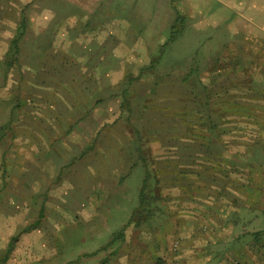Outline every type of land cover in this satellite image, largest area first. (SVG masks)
Segmentation results:
<instances>
[{"label":"crops","instance_id":"0c3cea01","mask_svg":"<svg viewBox=\"0 0 264 264\" xmlns=\"http://www.w3.org/2000/svg\"><path fill=\"white\" fill-rule=\"evenodd\" d=\"M219 1L222 3L223 10L248 12L247 20L254 21L253 26L262 29L261 32L264 33V0H246V2L235 0L237 3L234 5L238 4V9L232 8V0ZM67 2L74 3L80 8L78 10L80 17L72 15V18L87 21V18L85 19L82 15L87 12L88 8L83 7L85 5L83 0H67ZM93 2L103 4V0H96V2L93 0ZM9 6L11 7L9 8ZM164 8L161 6L159 10L166 11ZM117 9L119 10V6ZM28 10L26 2L22 7H17V0H9V2L0 0L1 44H10L16 37H26V29L35 30V18H33L34 22H28L26 15ZM30 10L35 12V7ZM175 11L177 10L175 9ZM8 12L11 14L8 15ZM49 12L51 15L48 20L53 16V12ZM177 17L182 18L184 22V17L178 13L173 16L172 21L174 22ZM120 24L119 20L111 16L99 26L101 29L97 32L98 34L102 31L104 37L111 35L112 45L120 44V37L125 39L128 44L123 56L119 55L114 47L107 53L104 60L111 61L113 66L116 65V59L121 62L125 56L129 60H135L137 54L133 46L140 42L135 36V26L133 27L134 31L129 24L128 27L122 26L123 33H120ZM249 25L251 26L250 23ZM84 26L86 24H83L82 27ZM66 27L61 31L62 42L66 41L73 33L69 25ZM114 30L117 40L113 38ZM181 33L175 40L183 36ZM97 34L92 37L93 41L87 43L86 49L83 50H73L75 47L70 45L71 40L65 43L67 45L64 46L65 49L73 50L70 54H74V57L70 55L69 57L91 61L95 56L97 65L95 64L96 70L90 73L84 71L82 73L77 67L67 69L66 84L59 83L62 86H58L61 89L57 88V92L61 93L62 90L69 87L71 89L76 87L70 79L72 75L84 78L81 82L82 84L86 82L85 86L90 81V78L87 79L89 76L96 77L100 84L110 83L111 77L119 75V69L116 72V69L109 63L107 67L104 66L103 58L94 54L95 52L99 53L98 47L102 48L105 44L104 37L101 39V36ZM262 36L264 38V34ZM129 44L132 47H129ZM260 44L262 48L257 47L254 53L247 52L242 58L246 65L237 73H233L231 65L227 62L224 63L222 72L223 67L214 71L215 77H218L220 72L223 73V77H228L229 80L233 74L246 77L252 74L251 77L254 80L253 85L248 84V80L242 79L243 82L234 89L230 88L231 83H228V89L222 91L223 93L238 92V96L234 97V100L230 95L227 96L228 98L222 99L223 113L215 116L216 118L224 116L225 119L222 121L230 125L227 131L216 133L218 134L216 138L219 148L218 146L210 147V144H202L199 140L197 146L192 147V150L187 149L184 152V148L180 147V149L176 148L174 152L164 151L162 153L156 151V146L151 149L153 143L150 138L142 145L140 140L142 141L144 138L141 135L138 138L134 134L128 143L127 154L134 157L139 155L140 160L141 157L144 158L148 155V160L146 161L144 158V161L141 160L139 165L144 170L146 164L154 161L150 170L156 176L151 182L146 180L144 172L138 182L128 180L137 165L135 160L130 164H124V161L119 158L125 147L118 142V139L114 141V138L104 137L106 134L100 139L101 133L96 132L93 137L91 136V143H88V131H90L88 125L100 122L89 115V110L94 105H102L103 99H94L93 96L85 95L83 99L80 98L74 104L67 103L59 105L61 107H54V111L51 113L48 112L44 115L32 113L30 130L22 129L18 133L23 139L35 141V143L28 144L33 150L35 149V156L60 154V149H62L66 150L64 151L65 155H80L78 156L80 161L78 160V163L73 164L71 168H69L71 160L67 162L68 173L63 176V183L65 182L66 185L63 191V189L58 190L59 186H57L58 189L54 187L55 184L46 185V170L42 166L40 158L35 159V170H28L35 171V176L30 175L32 184L26 183L28 185L21 186L34 187L35 183V223L22 231L15 240L20 244V250L22 252L35 251V264H264V39L260 40ZM89 48H94L95 52H89ZM64 52L66 55V51ZM249 69L251 70L248 72ZM28 70L29 75L34 78L35 70ZM141 71L142 69L139 70V76L142 75ZM122 74L125 73L122 72ZM28 79L31 80L29 77ZM32 82H28V87L32 86ZM180 86L179 91L184 90L185 85L182 83ZM210 86L212 87L214 84H210ZM87 88L84 89V92L88 91ZM217 88L220 91V87ZM215 89L209 88L208 91L216 92ZM253 93H255L253 107L257 109L254 114L249 113V106L252 105L249 94ZM55 99L58 102L65 100L59 99L58 96ZM89 101L92 103H88ZM233 107L234 110H232ZM81 109L83 110L81 111ZM182 120L187 122L189 119L187 117L181 119L179 116L176 122L184 124ZM20 123L25 122L22 119ZM233 125H239L238 130L230 131ZM61 133L65 134L63 139L60 138ZM176 138L177 141L183 139V137ZM194 138L193 136L192 140ZM64 139L65 141H63ZM214 139L212 138V140ZM105 140H109L110 144ZM233 140H236L237 144H233ZM178 144L180 145V143ZM144 145L150 148L146 153L142 149ZM173 153L178 159H173ZM234 154L238 158L235 161L239 163L238 178H234L235 175L232 176L231 158ZM60 155L64 156L62 152ZM190 155L192 158L188 162L185 157ZM182 157L184 158L182 159ZM174 165L179 166L175 167ZM185 166L190 167L187 170L182 169ZM217 168H220L223 173L216 174ZM145 171L147 172V170ZM189 171L191 174L184 175ZM81 172L86 175L83 177ZM125 172L126 174L123 175L122 173ZM169 172L172 174L166 175ZM163 174L165 178L162 176ZM76 176H80L81 180L77 182ZM123 176L124 179H122ZM145 187L150 188L148 189L150 198L144 200L142 189ZM154 188L157 189L155 193L153 192ZM25 189L23 188V190ZM22 196L19 197L22 200L18 199L17 202H26L27 197L22 198ZM121 198L127 200L129 205L123 210L127 213V217L119 224L121 230L82 231L80 232L81 244L76 250L78 253H74L72 250L74 244L72 243H77L78 233L57 231L60 229L59 225L63 224V221L77 218V216L87 223L94 218L99 219L100 215L103 216L107 211L114 214L111 212L113 206L109 211L107 205L116 202L118 205L115 208L120 209ZM141 200H143L142 203ZM141 204H143L142 211L139 209ZM31 212L34 213V208ZM134 213L138 217L142 215V219L131 223ZM111 216L109 218L113 219L115 214L113 217ZM50 220L53 221V226H49L43 231L41 228ZM105 220H108L106 215ZM4 235L7 237V233L0 231V264H5L4 261H7L8 255L15 247L7 241V238L3 239ZM105 236V242L102 243L101 237ZM90 237H94L100 242L92 244L94 239ZM175 243H177V248L174 250Z\"/></svg>","mask_w":264,"mask_h":264},{"label":"rangeland","instance_id":"374dc122","mask_svg":"<svg viewBox=\"0 0 264 264\" xmlns=\"http://www.w3.org/2000/svg\"><path fill=\"white\" fill-rule=\"evenodd\" d=\"M94 1L96 2V0ZM243 1L246 2V0ZM24 2L29 7V10L26 11L28 22H34L33 18H35V30L26 29V37H16L10 44L0 43V82L2 81L0 84V87L2 85L0 88V231L7 233V237L4 235L3 239L7 238V241L13 247L15 246L8 255L7 261H4L5 264H35V251L22 252L20 244L15 241L22 231L35 223V183L34 187H21L32 184L30 175L35 176V171L28 170H35V159L40 158L42 166L46 170V185L55 184L54 187L59 186L60 189L58 187L57 189H63V191L66 186L65 182L63 183V176L68 173L67 162L71 160V165H69L71 168L73 164L78 163V160L80 161L78 157L80 155H65L64 151L66 150L59 147L64 156L60 155L61 152L43 157L35 156V149L33 150L28 145L35 141L23 139L18 133L22 129L30 130L32 113L36 112L40 115L51 113L54 111V107H61L59 105L67 103L74 104L80 98L83 99L85 95L93 96L94 99H103L102 105H94L89 110V115L100 122L88 125V130H90L88 131V143H91L93 134L96 132L101 133L100 139L105 134L104 137L114 138V141L118 139V142L125 147L119 158L124 161V164H130L135 160L137 165L128 180L138 182L144 172L146 180L151 182L156 176L150 170L154 161L151 163L148 161L149 164L145 165L146 172L139 165L141 160L144 161V158L146 161L148 160V155L144 158L141 157L140 160L139 155L134 157L127 154L128 143L134 134L138 138L140 135L144 138L142 141L140 140L142 145L150 138L153 143L151 149L156 146V151L162 153L164 151L174 152L176 148L180 149V147L184 148V152L187 149L192 150V147L197 146L199 140L202 144H210V147L218 146L219 148L216 138L218 134L216 133L227 131L230 125L222 121L225 119L224 116H220L221 118L215 116L223 113L222 99H226L230 95L234 100V97L238 96V92L223 93L222 91L228 89V83H231L230 88H238L243 82L242 79L248 80V84L254 85L252 74L248 77L233 74L230 80L228 77H223V73H221L224 69L223 65L227 62L231 65L233 73H237L246 65L242 58L247 52L254 53L257 47L262 48L260 40L264 39L262 29L254 27V21L247 20L248 12L223 10L219 0H103L102 5L95 4L93 0H83L86 5L83 7L88 8L87 12L82 15L85 19L87 18V21L72 18V15L80 17V11L78 12L80 8L74 3H68L67 0H17V7H22ZM236 3L237 1L232 0V8L238 9V4L234 5ZM161 6H164L166 11L161 12L159 10ZM32 7H35V12L30 10ZM49 11L53 12L50 20H48L51 15ZM176 13L185 19L183 25L180 21L174 26L176 30H180L182 27L183 36L170 43L171 25L174 24L172 19ZM10 14L11 12H8V15ZM14 14L17 15L16 12ZM111 16L120 21V33H123L122 26L128 27L129 24L133 31L135 26V36L140 41L133 46L137 54L135 60H129L125 56L121 62L116 59L114 66L111 61L104 60L113 47L122 56L128 47L122 37H120V44L112 45L111 35L104 37L102 31L97 34L101 29L99 26ZM171 22L172 24H170ZM83 24L86 26L82 27ZM68 25L73 31L72 36L62 42L61 31ZM95 34L101 36V39L104 37L105 44L102 48L98 47L99 53H96L94 48H89L88 51L95 52V55L98 54L103 58L104 66L107 67L109 63L116 69V72L119 69V75L111 77L110 83L100 84L96 77L89 76L87 79L90 78V81L87 86H85L86 82L83 84L81 82L84 78L72 75L70 79L76 87L72 89L69 87L70 91L66 89L61 93L57 92L56 89L60 88L58 86L66 84L67 69L77 67L82 73L83 71L90 73L96 70L95 56L91 61L69 57V55L74 57V54H70L73 50L86 49V44L92 40ZM113 38L117 40L115 30ZM70 40V45L75 47L73 50L65 49L67 46L65 43ZM59 42L62 43L59 44ZM116 46L118 47L116 48ZM129 47L132 46L129 44ZM64 51H66V55ZM98 68H100L99 65ZM219 68L222 70L219 76L215 77L214 71H218ZM28 69L35 70L34 78L29 75ZM140 69H142V75L139 76ZM91 79L93 80L91 81ZM29 81L30 83L33 81V84L28 87ZM182 83L185 85L184 90L179 91ZM210 84H214V86L211 87ZM217 87H220V91ZM85 88L88 89L87 92H84ZM209 88H216V92L208 91ZM254 94H249L252 104L249 106V113L253 114L257 111L253 107L255 105ZM57 96L59 99L65 100L58 102L55 99ZM92 101L88 103L91 104ZM182 106L183 108H181ZM236 110L238 111V108ZM179 116L181 119L187 117L189 120L187 122L182 120L184 124H179L176 122ZM22 119L25 122L23 124L20 123ZM238 127L239 125H233L230 131L238 130ZM61 134L60 138L63 139L65 134ZM193 136L195 138L192 140ZM176 137H183V139L177 141ZM105 142L110 144L109 140H105ZM232 143L237 144V141L233 140ZM142 149L144 153L148 149L150 150L147 145L142 146ZM172 156L173 159H178L175 157V153ZM191 158V155L185 157L188 162ZM231 159L233 163L232 176L235 175L234 178H238L239 163L235 161L238 158L234 154ZM186 167H182V169L187 170L190 166ZM215 173L220 175L223 172L217 168ZM122 174L125 175L126 172ZM171 174L170 172L166 173L168 176ZM186 174L191 173L189 171L184 173V175ZM82 175L84 177L86 174L82 173ZM162 176L165 178L164 174ZM124 178L123 176L122 179ZM75 180L77 182L81 180L80 176H76ZM74 183L77 184L75 181ZM23 188L26 189L23 190ZM148 189L150 188L142 189L144 200L150 198ZM156 191L157 189L154 188L153 192ZM21 195H23L22 198L27 197L25 203L17 202L18 199L22 200L19 198ZM142 202L143 200H141ZM22 204L25 205L22 206ZM117 205L116 202L107 205L109 211L113 206L111 211L115 214L113 219L109 216L113 217L114 214L108 213V211L103 216L100 215L99 219L94 218L87 223L77 216V218L63 221V224L59 225L62 230L57 231L78 233L77 243H72L74 244L72 250L74 253H78L76 250L79 249L80 238H82L80 232L121 230L119 224L127 217V213L123 210L129 205L124 198L120 199V209L115 208ZM141 205L139 206L140 211L143 207V204ZM32 208H34V213L31 212ZM105 215L108 220H105ZM141 217L134 213L130 222H138V219H142ZM49 226H53V221H47L41 229L44 231ZM90 238L94 239L92 244H97L100 241L105 242L106 236L101 237L100 241L94 237Z\"/></svg>","mask_w":264,"mask_h":264},{"label":"trees","instance_id":"16d2710c","mask_svg":"<svg viewBox=\"0 0 264 264\" xmlns=\"http://www.w3.org/2000/svg\"><path fill=\"white\" fill-rule=\"evenodd\" d=\"M182 22V25H183V19L182 18H180V17H177L176 19H175V21L173 22L174 24H173V27H171V36H170V41L169 42H171V41H173L176 37H177V35H179L180 33H181V28H180V30H176L175 29V25L176 24H178L179 22Z\"/></svg>","mask_w":264,"mask_h":264},{"label":"built area","instance_id":"2783aa9c","mask_svg":"<svg viewBox=\"0 0 264 264\" xmlns=\"http://www.w3.org/2000/svg\"><path fill=\"white\" fill-rule=\"evenodd\" d=\"M173 248H174V250L177 248V243H175ZM233 264H237V263H233Z\"/></svg>","mask_w":264,"mask_h":264}]
</instances>
